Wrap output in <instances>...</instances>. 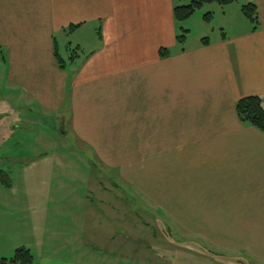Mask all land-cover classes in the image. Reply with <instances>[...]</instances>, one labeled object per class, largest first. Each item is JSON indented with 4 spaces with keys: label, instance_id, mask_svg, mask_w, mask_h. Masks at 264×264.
Returning a JSON list of instances; mask_svg holds the SVG:
<instances>
[{
    "label": "crops",
    "instance_id": "0c3cea01",
    "mask_svg": "<svg viewBox=\"0 0 264 264\" xmlns=\"http://www.w3.org/2000/svg\"><path fill=\"white\" fill-rule=\"evenodd\" d=\"M182 2L0 0V104L51 118L96 174L83 182L89 191L83 200L73 166L82 157H35L75 170L68 181L47 172L29 176L22 166L17 182L0 189V259L20 247L30 250L33 264L125 259L111 251L104 263L94 260L91 244L100 241L140 258L132 264H190L188 252L205 264H264V134L241 123L235 111L240 99L264 96V0L233 3L240 27L221 26L214 38L191 47L176 41L183 30L173 11ZM250 3L255 30L240 11ZM58 34L75 39L65 57ZM54 41L64 69L54 58ZM12 137L5 144L22 147ZM29 159L20 152L11 160ZM109 170L122 182L130 179L172 222L129 219L123 200H102L108 190L100 179L118 182ZM34 189L37 201L30 199ZM175 197H182L181 207ZM87 200L102 204L91 208ZM97 221L101 233L93 229Z\"/></svg>",
    "mask_w": 264,
    "mask_h": 264
},
{
    "label": "rangeland",
    "instance_id": "374dc122",
    "mask_svg": "<svg viewBox=\"0 0 264 264\" xmlns=\"http://www.w3.org/2000/svg\"><path fill=\"white\" fill-rule=\"evenodd\" d=\"M183 2L181 3L182 5L180 6H187L190 4L191 0L184 4L188 0H182ZM184 4V5H183ZM233 4V3H232ZM232 4L226 5L225 6H220L217 4H206L199 10H197L188 20L180 23V28L182 30H185L186 33L185 35V45L188 47L196 45L200 39L203 38H208L212 39L216 34H219L221 31L220 27L227 25L230 26L231 24H236V20H233L234 18V10L229 7H234L231 6ZM205 15H208V18H205ZM236 18V17H235ZM237 27H240V21L237 23ZM177 31L179 33V27H177ZM183 31L180 30L179 35H182ZM58 40V48L60 51V54L65 57V46L67 43L70 42V45L74 46L75 45V39L72 38L71 35L64 37L61 34H58L56 36ZM87 51L80 52V56L83 57ZM69 54V53H68ZM2 68V65H0V69ZM4 93V85L1 83L0 79V95ZM11 106V105H10ZM19 108V107H18ZM5 110H8V112L11 113H4L6 112ZM4 111L3 114L0 113V171H4L6 175H8V179L12 180L13 183H16L17 181L14 180L16 174L20 171V169L23 167L22 166H27V174L31 176L32 174L36 173H51L53 179L54 178H59V177H64L65 181H68L69 178L68 176L71 175L73 177L72 173L75 170L73 169H68L66 166L65 168L62 169V165L58 166L57 164H52L50 167L49 163L40 161L35 159L38 155L43 154L44 152H47L46 154L52 158L55 156H78L82 157V160L78 161L75 165H73L76 169V178L80 181L78 183V190L79 191V196L83 200H86L85 194L89 192L87 188L85 187L82 188L83 182L87 179V176H92L94 179L96 177V174L91 173L90 170L87 171L86 169V164L88 163L85 161V157L88 158L85 154H83L80 150L77 148L72 147L71 142H70V137L65 133L63 137H60L57 133V131L54 128V123H51V118L45 119L41 118L38 115V112L36 110L32 111H27L24 109V113L22 111L17 110V108H14L11 106L10 108L7 106L6 108L0 104V112ZM44 119V120H43ZM12 120V123L10 122ZM27 121L26 125H21L18 126L15 130L14 128L12 129L11 124H18ZM50 121V123L48 122ZM44 122V123H43ZM43 123V124H42ZM56 127V125H55ZM12 137V140L21 142L22 147L16 146L12 147L9 144H5L6 141L9 140V137ZM45 142V143H44ZM23 152H28V156L30 157L28 162H23L21 164H15L12 162L11 159L16 156L17 153ZM84 159V160H83ZM72 165V164H71ZM69 165V167H71ZM89 165V164H88ZM62 169V170H61ZM113 171V170H112ZM112 171L109 170V173L115 177H117L118 182H114L112 177H109L108 180H105L104 178L100 179V182L104 185V187L108 190V193H103L102 195V200L104 199L105 202L108 203V201L112 203H118V201L115 199L123 200L124 201V213L126 214V217L129 219H132L134 217L140 218L142 222H148V223H153V221L160 220L159 222H165L166 221H171L168 217L165 218L164 212L163 211H157L156 209L153 208L154 203L149 198H146L145 196L139 195V191H137L130 183L131 180L124 178L123 182L118 178L117 172L114 171L112 174ZM148 177V176H147ZM6 181L5 179H3ZM109 181L110 184H112L114 187L118 189H114L110 186V184L107 182ZM34 185L37 184V180H32L31 181ZM1 185V184H0ZM77 185L75 186V188ZM1 190H4L5 187L0 186ZM37 193V190H33L30 195V199L32 201H37V197L35 196ZM106 196V198H104ZM93 197V195H92ZM92 197L90 196V199L92 201ZM94 198V197H93ZM176 201L175 203L179 204L181 207L182 203V197H175ZM96 201V198H95ZM90 202L87 200V204L90 205L92 208L93 206L99 207L100 204L99 202ZM77 203L80 204L82 203L81 201L77 200ZM120 204V202L118 203ZM153 204V205H152ZM129 208L131 211L134 212H129ZM140 209V210H137ZM180 209V208H178ZM182 212H179V214ZM184 214V213H182ZM175 215L179 216L178 213ZM156 216H159L161 219H157ZM163 218V219H162ZM136 219V218H135ZM95 224L93 223V226ZM100 223L97 221V227H93L94 231L100 232L101 233V228L99 227ZM156 229L158 230V234H160L161 226L159 224H155ZM117 228L110 229L116 230ZM142 229V234H144V231L146 232L148 229L141 228ZM126 230L129 233V228H126ZM121 233V231L119 230ZM162 234V233H161ZM160 234V236H162ZM120 239V238H119ZM93 248L91 249L93 251L94 255V260L98 258L101 261H98L100 263H104L105 260L103 255H106L107 253L109 254L111 251L114 252V254L117 255H124L125 259L121 260V258H116L114 263L118 264H127V263H135L140 261V258H137L136 255H133L132 252H126L121 254L120 250L118 248V243L115 242V244H109L106 245L104 242L100 241H94V243L91 244ZM88 247L91 248V246L87 245ZM191 246V245H190ZM196 246V245H195ZM210 246V245H209ZM147 247V246H146ZM142 245H138L137 250L144 249ZM192 247V246H191ZM184 249V248H183ZM117 250V251H114ZM184 251V250H183ZM112 253V252H111ZM185 253V252H183ZM186 254V253H185ZM194 252H188V263L191 264V262H194V264H205L204 261L195 258L193 255ZM196 254V252H195ZM150 255V254H149ZM134 260H133V259ZM194 258V259H191ZM150 259V258H149ZM148 259V260H149ZM138 260V261H137ZM143 260V259H142ZM241 264H244L243 261H241ZM218 264V263H217ZM225 264V263H221Z\"/></svg>",
    "mask_w": 264,
    "mask_h": 264
},
{
    "label": "trees",
    "instance_id": "16d2710c",
    "mask_svg": "<svg viewBox=\"0 0 264 264\" xmlns=\"http://www.w3.org/2000/svg\"><path fill=\"white\" fill-rule=\"evenodd\" d=\"M238 0H191L190 4L187 6H180L174 8L173 15L176 22H184L189 19L197 10L202 8L206 4H217L220 6H226L232 3L237 2ZM240 11L244 18H246L253 26V30L256 29L258 18L257 10L255 4H243L240 7ZM208 15H205V18H208ZM76 27L70 26L68 31ZM185 30H183L182 35H178L176 41L179 45H183L185 42ZM206 39L202 40V43H205ZM54 58L60 69L65 68L66 62L63 61L61 56L58 53L56 43L54 41ZM160 57L164 58L168 55V51L162 49L159 51ZM71 58V57H70ZM235 111L238 119L241 123L248 124L264 134V96H252L240 99L235 105ZM5 179L6 181H4ZM0 183L4 187L10 186V180L4 171H0ZM34 257L29 249L25 247H20L15 250L13 255L9 258L0 259V264H33Z\"/></svg>",
    "mask_w": 264,
    "mask_h": 264
}]
</instances>
